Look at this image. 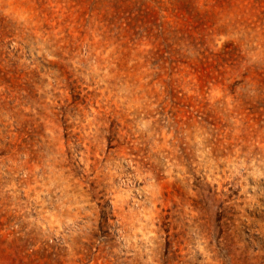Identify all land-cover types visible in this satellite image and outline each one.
<instances>
[{"label": "rangeland", "instance_id": "374dc122", "mask_svg": "<svg viewBox=\"0 0 264 264\" xmlns=\"http://www.w3.org/2000/svg\"><path fill=\"white\" fill-rule=\"evenodd\" d=\"M0 264H264V0H0Z\"/></svg>", "mask_w": 264, "mask_h": 264}]
</instances>
